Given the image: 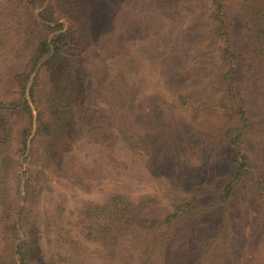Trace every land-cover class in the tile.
Returning a JSON list of instances; mask_svg holds the SVG:
<instances>
[{"label": "rangeland", "instance_id": "rangeland-1", "mask_svg": "<svg viewBox=\"0 0 264 264\" xmlns=\"http://www.w3.org/2000/svg\"><path fill=\"white\" fill-rule=\"evenodd\" d=\"M48 2L0 0V200L24 208L19 192L25 196L33 174L29 224L33 211L70 220L83 203L123 193L147 208L113 242L114 264H264V203L253 179L228 207V237L221 208L167 219L183 201L215 199L234 174L227 140L242 123L227 110L249 106L251 151L264 139V0H79L71 15L53 0L55 18L71 27L84 75L69 68L79 133L46 147L37 119L44 104H31L33 117L7 103L22 96L11 82L41 37L35 16ZM251 154L264 176V154ZM45 223L40 218L39 228L27 229L43 236L40 264H47L44 248L67 253ZM81 259L103 264V253L85 241Z\"/></svg>", "mask_w": 264, "mask_h": 264}, {"label": "trees", "instance_id": "trees-1", "mask_svg": "<svg viewBox=\"0 0 264 264\" xmlns=\"http://www.w3.org/2000/svg\"><path fill=\"white\" fill-rule=\"evenodd\" d=\"M42 1L45 3L47 0ZM49 1L35 16L37 19L36 28L41 33V37H38V41L32 44L31 49L28 50L30 54L21 67L22 72L14 78L16 82H11L12 85L15 84V87L18 86L22 96L7 103L10 110H18L22 114H29L33 117L34 109L31 104L35 101H41L44 104L46 110L39 111L37 119L39 132L41 131L47 140L46 147L53 146L58 141L62 144L75 138L73 136L76 130L73 123V111L77 103V95L74 86L70 84L69 68L74 67L84 75L81 60L71 51L73 46L71 27L64 25L55 18L53 0ZM54 1L60 3L62 11L69 15L73 14L74 11L79 13V8L76 5L79 0ZM219 21L218 29L221 30L224 21ZM55 23L56 25H54ZM42 33L44 34L42 35ZM226 54L231 55L230 48H226ZM42 70L50 74L48 81L43 80ZM230 81L232 79L226 77L229 94L232 93L231 89H234ZM248 113L249 106L246 105L232 108L231 113L228 110L226 112V116L229 115L232 119L237 117L242 124L233 130L227 140V144L232 148L230 162L234 166L235 172L224 184L222 192L209 202L183 201L179 209L167 217L169 223L175 218L213 212L221 208L223 210L221 234L225 233V236L228 237L230 233L228 207H230L235 193L249 181V178L254 180L257 195L264 203V176L255 167L251 154L252 152L263 156L264 139L257 144L259 146L254 152L250 150L246 138L249 134L247 128L251 125ZM2 117L3 115H0V120ZM30 132L31 130L28 128L23 130L25 147ZM76 133L79 132L76 130ZM49 151L48 148H45V152ZM40 172L42 177L45 176L46 166L42 167ZM34 183V176L31 174L24 182L25 196L23 197L22 192H19L20 197L26 203L24 208L12 209L8 202L0 200V207H3L4 211L0 213V264H40L37 257L41 252L39 246L43 236H36L38 232L27 230L39 228L38 220L40 218L46 220L45 225L42 224V228L46 230L47 235H49L47 230L52 225L55 226L54 239L57 244L67 250V253L64 254V250L60 248L58 252L53 254L52 252L49 253V249L44 248L47 264H82L81 251L85 241L97 243L103 253V264H114L112 261L115 252L113 242L127 231L128 221L147 208L145 202L137 203L126 194L113 193L106 200L83 203L77 209L80 212L79 216L71 217L70 220L67 218L60 219L58 216L47 217L44 216L45 213L37 217V213L33 211L31 214L34 217L33 221L30 219L29 224H26V217L28 219L29 217L27 214L25 215V211L30 208V205H34L28 197H36L37 188ZM55 209L56 211L60 210L61 206L58 204ZM158 242L156 240L152 244ZM44 243L46 244V242Z\"/></svg>", "mask_w": 264, "mask_h": 264}]
</instances>
